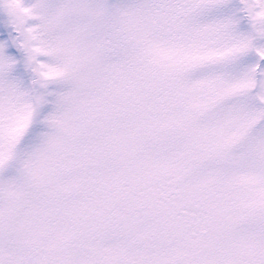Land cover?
Segmentation results:
<instances>
[{
    "label": "snow or ice",
    "instance_id": "6c2138e0",
    "mask_svg": "<svg viewBox=\"0 0 264 264\" xmlns=\"http://www.w3.org/2000/svg\"><path fill=\"white\" fill-rule=\"evenodd\" d=\"M0 264H264V0H0Z\"/></svg>",
    "mask_w": 264,
    "mask_h": 264
}]
</instances>
